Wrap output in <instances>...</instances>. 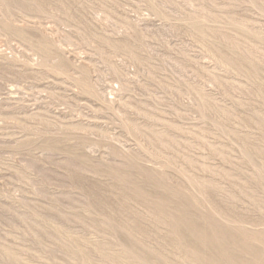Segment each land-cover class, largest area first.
<instances>
[{
    "label": "rangeland",
    "instance_id": "rangeland-1",
    "mask_svg": "<svg viewBox=\"0 0 264 264\" xmlns=\"http://www.w3.org/2000/svg\"><path fill=\"white\" fill-rule=\"evenodd\" d=\"M0 264H264V0H0Z\"/></svg>",
    "mask_w": 264,
    "mask_h": 264
}]
</instances>
